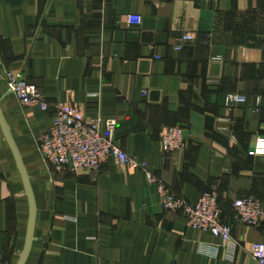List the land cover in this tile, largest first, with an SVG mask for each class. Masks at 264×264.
<instances>
[{
  "label": "crops",
  "instance_id": "crops-1",
  "mask_svg": "<svg viewBox=\"0 0 264 264\" xmlns=\"http://www.w3.org/2000/svg\"><path fill=\"white\" fill-rule=\"evenodd\" d=\"M131 14L140 25L128 23ZM186 34L193 38L182 41ZM8 71L37 86L48 108L10 93ZM229 93L247 102L230 108ZM62 103L89 119L115 120L120 147L187 202L216 189L238 243L235 261L223 247L218 257L201 251L221 240L188 226L182 210L165 209L142 167L108 158L91 172L46 162L38 137ZM0 108L36 203L25 264H258L253 246L264 242V221L243 223L234 201L252 196L264 204V155L249 154L264 136V0H0ZM169 125L185 128L184 151H162L160 132ZM29 219L0 124L5 264L18 263Z\"/></svg>",
  "mask_w": 264,
  "mask_h": 264
},
{
  "label": "built area",
  "instance_id": "built-area-1",
  "mask_svg": "<svg viewBox=\"0 0 264 264\" xmlns=\"http://www.w3.org/2000/svg\"><path fill=\"white\" fill-rule=\"evenodd\" d=\"M141 16H128L130 25H140ZM193 37L186 34L182 41H189ZM178 50L183 44L176 46ZM8 91L13 93L22 104L39 106L46 110V102L41 90L29 84L23 74L15 71L6 73ZM147 93L144 92V96ZM247 96L242 93H229L225 103L228 107L245 104ZM261 104V96L257 98V105ZM102 123L108 134L102 131ZM115 120H103L100 117L87 118L78 105L58 104L56 115L50 129L38 137V146L44 160L58 169L72 171L87 170L98 172L108 158H114L120 165L142 167L151 182H157L153 173L147 170L144 162H138L124 151L114 138ZM160 146L163 152H181L186 149L187 138L185 128L181 125L165 126L160 132ZM252 156L264 155V136H258L250 148ZM158 194L162 206L170 211L182 210L187 216L188 226L210 233L221 240V245L203 244L201 251L211 257H218L220 248L225 249V256L235 261L238 243L233 236V228L223 220L220 197L216 189L203 192L194 204L178 196L166 182L158 181ZM234 208L237 218L249 226H258L264 221V204L256 197H240L235 199ZM254 256L258 264H264V242L253 246ZM0 264H5L0 260Z\"/></svg>",
  "mask_w": 264,
  "mask_h": 264
},
{
  "label": "water",
  "instance_id": "water-1",
  "mask_svg": "<svg viewBox=\"0 0 264 264\" xmlns=\"http://www.w3.org/2000/svg\"><path fill=\"white\" fill-rule=\"evenodd\" d=\"M0 124L3 129V132L5 134V137L13 151V154L15 156L16 162L18 164L19 170L22 175V180L25 186L26 194L29 199L30 204V219H29V227H28V234H27V240L24 247V250L22 251V254L20 256V259L17 264H25L28 255L30 253L31 245L34 240V225H35V217H36V203H35V197L34 192L31 186L30 178L28 176L27 170L24 166L22 157L20 155V152L16 146V143L14 141V138L11 134V131L9 129V126L4 118V115L2 113V110L0 108Z\"/></svg>",
  "mask_w": 264,
  "mask_h": 264
}]
</instances>
